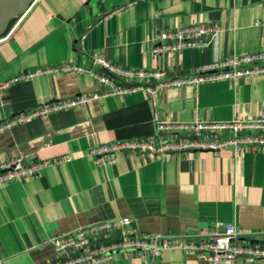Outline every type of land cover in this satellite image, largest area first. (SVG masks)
<instances>
[{"label": "crops", "instance_id": "0c3cea01", "mask_svg": "<svg viewBox=\"0 0 264 264\" xmlns=\"http://www.w3.org/2000/svg\"><path fill=\"white\" fill-rule=\"evenodd\" d=\"M136 1L131 6L126 2ZM217 25L206 49L152 54L154 37L189 25ZM86 35L84 39L82 36ZM264 49V0H33L0 36V126L59 100L97 92L85 71L97 53L113 65L183 78L198 66ZM72 64L84 72L22 74ZM154 84V81H151ZM264 110V74L237 85L216 80L168 87L154 97L139 90L33 116L0 129V164L30 154L41 168L0 182V262L49 264L55 235L118 217L137 237L210 234L233 225L242 241H264V153L192 151L149 160L135 153L110 167L88 154L100 144L143 139L155 118L173 123L249 120ZM113 264H211L191 252L132 250ZM218 264H247L242 260ZM264 264V261L259 262Z\"/></svg>", "mask_w": 264, "mask_h": 264}, {"label": "built area", "instance_id": "2783aa9c", "mask_svg": "<svg viewBox=\"0 0 264 264\" xmlns=\"http://www.w3.org/2000/svg\"><path fill=\"white\" fill-rule=\"evenodd\" d=\"M136 4L126 2L123 7ZM217 25L197 23L173 31H162L153 40L152 54L176 53L184 49H206L218 37ZM86 35L82 36L84 39ZM93 65L107 73L87 72L96 82L98 90L81 94L73 99L59 100L20 114L4 126L9 127L27 118L61 109L72 108L91 100L107 96L123 95L139 90L154 97L168 87L194 86L200 83L228 80L234 86L240 78L264 74V49L253 53L215 60L193 69L183 78L165 79L162 71L132 70L111 64L97 53L92 54ZM65 72H84L80 67L67 64L59 67L22 74L14 79L20 81L39 75ZM154 81V84H151ZM4 126H0V129ZM228 149L240 155L244 151L264 153V110L259 117L249 120L232 119L229 122L173 123L155 118V133L143 139L111 144H100L88 154L96 165L113 166L118 157L127 153L139 154L149 160L168 154L192 151ZM30 154L0 164V182L23 180L37 175L45 167L70 161L69 157L25 165ZM132 220L118 217L108 221L79 228L68 233L52 236L51 244L55 258L49 264H113L118 255L132 250L150 251L153 257L162 251L182 250L193 253L197 259L211 264L242 260L247 264L264 261V245L240 239L233 225L217 224L218 232L210 234H178L137 237L131 231ZM0 264H3L0 262Z\"/></svg>", "mask_w": 264, "mask_h": 264}, {"label": "water", "instance_id": "95a60500", "mask_svg": "<svg viewBox=\"0 0 264 264\" xmlns=\"http://www.w3.org/2000/svg\"><path fill=\"white\" fill-rule=\"evenodd\" d=\"M7 1L9 0H0V10L7 4ZM33 0H28L25 5L19 10L18 12H14V10H9L4 13L2 16L1 22H0V36L5 32L7 28V23L10 19L14 18L16 15L20 14ZM104 73H107L104 71ZM250 244H261L264 245V241H256V240H250L248 241Z\"/></svg>", "mask_w": 264, "mask_h": 264}, {"label": "bare ground", "instance_id": "6f19581e", "mask_svg": "<svg viewBox=\"0 0 264 264\" xmlns=\"http://www.w3.org/2000/svg\"><path fill=\"white\" fill-rule=\"evenodd\" d=\"M27 1L28 0H9L7 1V4L0 10V14H2L0 16V22H1L2 16L4 15L6 11L14 10V12L16 13L19 10H21L23 5H25Z\"/></svg>", "mask_w": 264, "mask_h": 264}, {"label": "rangeland", "instance_id": "374dc122", "mask_svg": "<svg viewBox=\"0 0 264 264\" xmlns=\"http://www.w3.org/2000/svg\"><path fill=\"white\" fill-rule=\"evenodd\" d=\"M21 14V13H20ZM20 14H18V15H20ZM2 14H0V16H1ZM18 15H16L14 18H12V19H10L9 21H8V23H7V28H6V30L14 23V21L16 20V18L18 17ZM5 30V31H6ZM2 36V35H1Z\"/></svg>", "mask_w": 264, "mask_h": 264}]
</instances>
